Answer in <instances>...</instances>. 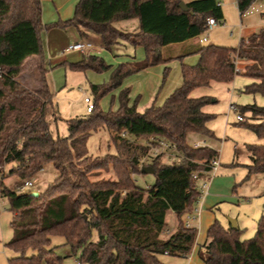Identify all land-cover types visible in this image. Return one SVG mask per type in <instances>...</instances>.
I'll return each instance as SVG.
<instances>
[{
  "label": "trees",
  "instance_id": "trees-1",
  "mask_svg": "<svg viewBox=\"0 0 264 264\" xmlns=\"http://www.w3.org/2000/svg\"><path fill=\"white\" fill-rule=\"evenodd\" d=\"M43 0H0V171L9 166L6 176L22 182L51 165L58 174L38 197L18 193L0 181V197L8 203L11 215V239L4 248L16 255L8 264H62L56 250L64 245L76 255L79 264H162V255L184 257L190 254L197 229L185 227L184 217L199 199V183L207 180L206 165L218 157L208 147L195 149L187 144L189 134L213 139L207 128L213 115L202 108L211 98L193 99L190 93L210 82H231L241 73L236 65L247 62L243 73L252 83L242 93L264 96V28L242 39L237 47L199 45L193 55L195 65H180V87L167 96L162 105L155 101L143 111L130 104V90L118 94L117 111H103L99 101L117 91L123 81L138 71L174 60L161 56L164 46L198 37L206 30V20L222 22L217 0H79L73 16L42 25ZM183 2L187 11L179 7ZM251 0H236L244 14ZM136 19L138 30L125 33L115 29L117 21ZM75 28L81 38L84 31L101 37L105 48L125 42L144 50L141 62L120 63L111 71L108 83L91 85L93 108L85 116L63 122L67 136L51 134V122L61 120L53 105L46 82L42 35L53 29ZM38 60L40 87L31 90L17 82L25 63ZM77 63L61 64L72 71L108 70L102 58L83 55ZM177 60H182L179 57ZM165 67L164 72H166ZM243 118L239 125L264 139V120L247 123L245 113L264 119V106L235 107ZM105 128L108 147L114 153L101 157L86 149L91 132ZM125 136H122V134ZM156 136L175 144L182 159L163 163L157 156L147 166L154 168L155 182L141 188L133 181L140 173V160L147 148L136 140ZM249 165L246 178L253 174L264 180V143L246 145ZM111 166L115 180L92 181L90 176ZM197 174V180L192 175ZM168 211L176 216L175 231L162 236ZM254 236L241 241V230H226L218 220L207 231L206 242L198 250L203 264H264V214L256 222ZM63 244L52 246V238Z\"/></svg>",
  "mask_w": 264,
  "mask_h": 264
},
{
  "label": "rangeland",
  "instance_id": "rangeland-1",
  "mask_svg": "<svg viewBox=\"0 0 264 264\" xmlns=\"http://www.w3.org/2000/svg\"><path fill=\"white\" fill-rule=\"evenodd\" d=\"M221 7H223L224 22H218L219 24L210 29L208 32H204L198 36V39L205 38L206 41L202 42L201 45H218L221 47H237L245 36L257 33L261 28L264 27V5H256L251 12H247L242 17L236 7V0H219ZM124 27L123 25H120ZM125 33H130L123 31ZM91 42L101 47L100 52L92 53L91 55L98 58H102L106 65L110 66L108 70L101 72H94L92 70H86L84 73L71 71L68 68L63 69L61 66L56 67L50 66L47 63V52H46V36L45 33L42 35V41L44 43V59L45 66L48 70V85L53 95V105L55 106L58 115L61 120L51 122V134L53 137H66L67 126L63 122L64 120H70L75 117H82L86 115L87 103L85 99L88 98L91 104L94 100L93 93L90 89L91 85H101L109 82L112 69L119 63H124L131 60L133 57L137 61H142L144 57V50L141 47H133L126 43L121 45L116 44L110 49L103 47L101 43L96 42V36H94ZM80 40H76L73 43H79ZM69 46V45H67ZM66 46V47H67ZM65 47V48H66ZM63 51V50H62ZM60 51V52H62ZM56 54V53H55ZM138 54V56H137ZM165 56H170L167 50L163 53ZM54 55V54H53ZM141 56L143 59L139 60ZM82 54L74 52L60 59L76 63L82 60ZM161 65V75L156 82L149 83L145 82V79L141 82H137L136 74L130 76L120 88H124V84L130 90V103L136 102L138 110L141 112L148 108L151 102L154 100L155 104L162 105L165 100V91L170 84V81H174L175 78H180L181 71H179L178 60H172L167 64ZM158 66V65H156ZM53 67V68H50ZM167 67L166 72H164ZM62 68V69H60ZM53 69V70H52ZM56 78V83L53 82V78ZM125 79V80H126ZM243 78L235 79L236 83L242 82ZM124 80V81H125ZM132 80V81H131ZM134 80V82H133ZM131 81V82H130ZM66 85L64 86V84ZM214 85H218V88L208 91L211 94L212 104L206 105L205 110L208 111L209 115H213V120L209 122L208 128L212 134L215 135V139L211 142L219 152L218 161L220 167L216 173L215 183L212 187L211 194L215 197H219L218 203L215 204L212 209L209 207L203 208L201 215L194 223V228L197 229L198 234L202 229V236L200 237V243L207 237L208 224H213L215 220H218L222 225H227L231 220L236 221L241 229V241H246L254 236L256 232V221L264 214V180L262 176L258 174L250 175L246 178V165H249L248 151L245 148L246 145H261L264 143V139L258 138L255 133L239 125L237 111L229 110V102L225 101V95L228 94L227 89L231 88V84H225L221 82H215ZM154 87L155 92L152 95L148 103V92L147 88ZM120 88L117 91L108 93L102 97L99 101L100 108L107 111H117L118 105V94ZM151 89V88H150ZM226 89V90H225ZM202 90H197L194 95L199 94ZM211 92V93H210ZM237 98L235 104L237 107H244L247 104H254V102H246L245 99L252 97L245 93L242 96L235 91ZM207 113V114H208ZM246 122L253 124L254 121L248 114H244ZM200 136V135H199ZM198 134H191L187 139L189 146L193 145L192 138H197ZM109 136L105 128L98 129L97 131L91 132L88 136L86 149L89 155L93 157H101L105 154H113L114 150L112 146L108 147ZM139 144H144L145 140H136ZM237 150V151H236ZM163 163H170L171 161L162 159ZM10 165L5 167L4 172L7 175ZM43 173H38L33 176L35 182L31 189H41L40 193L46 189L48 184L53 182L58 172L53 169L51 165H47L43 168ZM3 176L2 182L6 186L15 187L20 186L23 182L15 176ZM92 181L100 180H115V173L111 166L104 168L97 173L90 176ZM32 178V177H30ZM29 179V178H27ZM26 179V180H27ZM211 179V177H210ZM209 179V181H210ZM134 183L141 188H149L154 185L155 177L151 175H138L133 177ZM210 184V183H209ZM202 182L199 186L201 187ZM43 189V190H42ZM18 190V188H16ZM27 190L24 193H28ZM8 203L5 199H0V264H8V259L16 255L15 252L9 251L4 248V244L9 241L10 237V213L7 211ZM167 224L172 227L175 223V217L170 212L167 213ZM184 220V219H183ZM193 223V222H192ZM200 224L201 227H200ZM207 226V227H206ZM208 228V229H206ZM165 231V230H164ZM164 234V233H163ZM162 236H168L164 234ZM199 236V235H198ZM63 244V239L60 237L52 238V246H58ZM57 255L63 256L64 260L62 264H76L77 256H71L70 249L64 245H61L56 250Z\"/></svg>",
  "mask_w": 264,
  "mask_h": 264
},
{
  "label": "crops",
  "instance_id": "crops-1",
  "mask_svg": "<svg viewBox=\"0 0 264 264\" xmlns=\"http://www.w3.org/2000/svg\"><path fill=\"white\" fill-rule=\"evenodd\" d=\"M78 1L79 0H43L41 2V12H42V15H41V18H40L41 24L42 25H48V24H52V22H55V21H58V20L67 21L68 19H70L73 16V14H74L73 10H74V7H75V5H76V3ZM217 1L219 2V6L221 7L220 1L219 0H217ZM236 7H237V5H236ZM221 9H222V14H223V20H222V23H223L224 20H225V17H224L223 7H221ZM242 15H244V14H240L241 17H242ZM120 25H123L124 27H121ZM112 26L115 29H118L120 31H127V32L132 33V32H136L138 30V26L139 25H138V22H137L136 19H131V20L117 21V22L113 23ZM84 33H85L84 37L81 38L79 36L78 32L76 31V29L72 28V27H68V29H66V30H60V29H56L55 28V29H53V30H51L49 32H46L45 33V36H46V41H45L46 46L45 47H46V52H47V63L50 66L53 65V67L54 66L60 67L61 64L72 63V62L68 63V61H65V60H63L61 62L60 59L62 57H64V56H59V54L61 53L60 51L65 49V47L67 45H69L71 42H74L76 40H84L85 39V40H88V41L91 42L92 40H94L93 39L94 36H96V40L95 41L98 42V43H101L103 45V42H101V37L93 34L92 32H89V31H84ZM252 34H255V33H252ZM249 35H251V34H249ZM249 35L245 36V38H247ZM245 38H242V39H245ZM204 39L205 38L198 39V37H195L193 39H190L188 41H185V42H182V43H179V44H172V45L164 46L161 49V56H163L165 58L171 57L174 60H177L179 57H182V60H178L179 71H180V65L182 63H184L186 65H190V66L195 65V63L198 61L199 56L197 54L193 55V52L195 51V49L197 47H199V45H201L202 42L206 41V39H205V41H204ZM242 39H241V41H242ZM121 43H125V42H120V43H117V44L121 45ZM103 47H104V45H103ZM110 48H106V49H110ZM164 50H167V52L169 53L170 56H168V57L165 56L163 54ZM91 54L92 53L85 54V55H91ZM65 56H67V55H65ZM137 56H138V54H137ZM139 57H140L139 60L143 59L141 56H139ZM132 62H141V61H137L135 59V57H133L131 60H129L127 62H124V63H132ZM38 64H39L38 60L35 59V58H32V59L28 60L25 63L24 67H23L22 74L19 75V77L16 79L17 82L20 85H23V86H25L28 89L37 90L40 87V79H39V75L37 73ZM44 64H45V61H44ZM247 64L248 63L244 62V61L237 63L236 68L241 74L238 75V76H235L234 79L231 82L225 83L226 85L227 84H231V86H232L231 88L227 89L228 94L227 93L224 94L225 95V101L229 102V110H228V112L236 111V110L233 109V107H237L236 104H235V100L237 98V95H236L235 91H238V93L242 96V94H243L242 91H243L244 86L247 85V84L252 83V80H250L249 78H247L244 75H242L243 68ZM53 67H50V68H53ZM61 67L63 69L66 68V67H63V66H61ZM62 68H60V69H62ZM45 75H46V82H47V85H48V76H49L48 75V70L45 73ZM160 75H161V65L152 66V67H148L147 69H143V70L138 71L136 73L137 78L135 80L137 82H141V83H142V80H144V79H145L146 83H149V81H151V83L156 82L155 85H153L155 87L157 82H158L157 79L159 78ZM239 78H243V79H241L242 82L236 83L237 85L235 86V83H234L235 79H239ZM126 81H127V79L125 81H123V83H125ZM181 81H182V76L181 75H180V78H175L174 81H170V84L167 87V90L165 91V97L169 96L176 89H178L180 87ZM53 82L56 83L55 75H54V78H53ZM133 82H134V80H133ZM214 83H215V81H212V82L209 83L208 86L196 88L195 90H193L190 93V97L193 98V99H196L197 97H202V96H206V97H210L211 98V96H210L211 94H209L208 91H212V89L215 90V88H218V85H214ZM65 85H66V83L64 84V86ZM126 85H128V83L123 85L124 88L127 87ZM153 86L150 87L151 89L147 88V91H149V92H148V96H147L148 100H147L146 103L149 102V100L151 99L152 95L155 92L156 88L154 89ZM48 89H49V85H48ZM120 90H122V88H120ZM197 90H202V91H200L199 94L194 95V93H196ZM49 91L51 92L50 89H49ZM51 94H52V92H51ZM247 95H250V94H247ZM250 96L252 98L251 99L246 98L245 101L246 102H254V104H247V105H256L258 107L264 106V96H262L260 94L259 95H250ZM156 105L160 106L158 104H156ZM202 111L204 113H206V114L208 113V111L205 110V106L202 108ZM86 113H87V111H86ZM245 114H248L250 116L249 113H245ZM251 119L254 121V123H260V121L264 120L262 118H255V117H251ZM208 126H209V123H207V128H208ZM210 128H208V129L210 130ZM189 135H191V134H189ZM189 135L187 136V139H188ZM199 135L200 134H198L197 138H192V140L194 141L193 145L199 143L203 147H208L209 149L215 150L216 152H218V150L214 146L211 145V142L213 141V139L216 138L215 135H214L213 139L206 138V137H204L202 135H200V136ZM193 145L191 147H193ZM218 158H219V152H218ZM248 158H249V155H248ZM219 165H220V163H219ZM41 170L42 171L40 173H43L44 170L43 169H41ZM218 170H219V168H218ZM218 170H217V172H218ZM246 172H247V168H246ZM216 173H215L214 177L216 176ZM214 177H212L210 179V184L208 186L207 194L205 196H203L204 198L202 200V204H201V207H200L201 208L200 212H202L203 208H205V207H209V209H212V207H214L215 204L218 203L217 201H218L219 197H217V196L214 197L211 194L212 187L214 186V183H215V181H214L215 178ZM3 185L6 186L4 183H3ZM6 187L8 189L9 188L16 189V188H19L20 186L16 185L15 187H11V186H9V187L6 186ZM32 191L33 192H37L39 194L41 189L27 190V192H32ZM168 212L173 214L172 211H168ZM173 216L175 217V223H174V225L172 227H170L167 224V218H166V227L164 229L165 231L163 232L165 235H166V233L168 235H170L171 233H173L176 230L175 229V227H176V216H175V214H173ZM10 220H11V216H10ZM194 223H195V221L193 223H191L192 227L195 226ZM237 224L238 223L235 221V228L240 229L239 225H237ZM201 225L202 224H200V227H201ZM210 225L211 224L209 223L208 227ZM223 228L228 230V229H231L233 227L231 226V224L229 222L227 225L226 224L223 225ZM206 229H208V228H206ZM9 234H10V237H9V240H10L11 236H12L11 229H10V233ZM201 236H202V229L200 230V234L197 233L196 241H195V244H194L195 246L193 247V249L190 252V254L185 256V258L184 257L170 256V255L169 256L162 255V256H158L157 257L158 261H160L162 264H203L202 260H199V258H198V250H199L201 245H204V243L206 242V239L203 241V243H200L199 239H200ZM163 237L167 238L168 236H163Z\"/></svg>",
  "mask_w": 264,
  "mask_h": 264
},
{
  "label": "built area",
  "instance_id": "built-area-1",
  "mask_svg": "<svg viewBox=\"0 0 264 264\" xmlns=\"http://www.w3.org/2000/svg\"><path fill=\"white\" fill-rule=\"evenodd\" d=\"M251 5L249 6L248 10L245 12H251L254 7L256 5H264V0H251ZM244 13V14H245ZM206 30L205 32L210 31V29L215 28L219 23L216 22L214 20L213 17H210L206 20ZM205 41V39H204ZM101 47H98L96 45H94L92 42L88 41V40H80L79 43H73V44H69V46H67L65 49H63V51L59 54V56H65V55H69V53H80L82 55L85 54H89V53H96V52H100ZM85 103H87V109L86 111L89 112L92 108L93 105L91 104L90 99L86 98L85 99ZM233 109L235 110V107H233ZM243 118L240 116H237V121L240 122L242 121ZM122 136H125V134L123 133ZM144 145L147 148V153L146 155L140 160V167L142 166H147L151 163V161L156 158L157 156H162V159L168 160V161H175L178 159H182L183 155H181V153L176 149V146L174 143L168 141L167 139H162L156 136H150V138L144 142ZM200 147H203L201 144L197 143L193 145V148L198 149ZM219 161H218V157H214L213 160H211L206 167L208 168V170L205 172L206 175L208 176L207 180L201 181L202 185L201 187L199 186L200 189V195H199V199L197 200L194 208L190 211L187 212L185 214L184 217V225L185 227H192L191 223L196 221L199 218L200 210H201V204H202V200H203V196H205L207 194L208 191V186H209V179L210 177H214L215 173L217 172L218 168H219ZM42 171V170H41ZM5 172L2 170L0 171V181L2 180V177L5 176ZM192 179L193 180H197V174H193L192 175ZM35 182V178H29L27 180H25L20 187L18 188V193H24L27 189L32 188L33 184ZM1 199V197H0ZM76 264H79L77 261L75 262Z\"/></svg>",
  "mask_w": 264,
  "mask_h": 264
},
{
  "label": "water",
  "instance_id": "water-1",
  "mask_svg": "<svg viewBox=\"0 0 264 264\" xmlns=\"http://www.w3.org/2000/svg\"><path fill=\"white\" fill-rule=\"evenodd\" d=\"M179 7L182 8L183 11H187V8L185 6V4L183 2H180ZM140 173L142 175H151L154 173V168L153 167H149V166H142L140 168ZM29 195H31L32 197H38L39 194L37 192H28ZM230 224L233 228H235V221L231 220Z\"/></svg>",
  "mask_w": 264,
  "mask_h": 264
}]
</instances>
